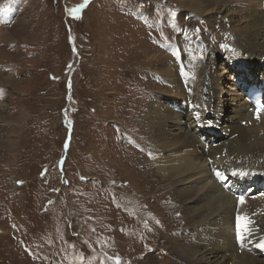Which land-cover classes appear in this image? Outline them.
Returning <instances> with one entry per match:
<instances>
[{"label":"rangeland","instance_id":"obj_1","mask_svg":"<svg viewBox=\"0 0 264 264\" xmlns=\"http://www.w3.org/2000/svg\"><path fill=\"white\" fill-rule=\"evenodd\" d=\"M259 7L264 13V4ZM186 11L171 0H0V264H186L169 246V239H184L175 234L165 238L155 214L147 212L138 220L140 206L128 201L124 224L114 214L118 206H89L101 204L100 193L107 190L99 189L101 182L117 178L120 162L111 156L113 150L136 171L146 164L156 169L145 153L147 139L135 140L140 126L127 108L130 99L134 103L141 95L137 87L147 86L149 93L160 89L140 77L130 87L118 72V64L136 46L159 45L170 53L182 42L186 53L174 58L176 65L181 58L207 63L222 84L217 101L223 100L222 119L229 127L224 120L215 124L214 114L210 125L193 124L191 133L207 131L219 137L212 146L219 144L223 156L264 166V152L246 151L233 130L244 121L237 115L243 96L251 102L249 89H255L264 68L242 62L237 50L231 53L226 21L211 24L224 12L202 17ZM208 38L222 39L213 53ZM123 95L127 105L119 103ZM187 119L192 120L181 117ZM244 124L264 132V115ZM93 180L99 182L94 186ZM236 184L240 192L252 187L248 193L253 196L264 191V181L244 188ZM118 189L111 188L108 196L116 197ZM154 192L157 196L162 190ZM256 220L264 225V206L256 210ZM133 223L136 228L126 230ZM177 225L172 228L180 230ZM249 240L253 253L264 257L261 242Z\"/></svg>","mask_w":264,"mask_h":264},{"label":"bare ground","instance_id":"obj_2","mask_svg":"<svg viewBox=\"0 0 264 264\" xmlns=\"http://www.w3.org/2000/svg\"><path fill=\"white\" fill-rule=\"evenodd\" d=\"M171 2L185 8L191 15L205 17L207 13L224 12L221 18L214 17L211 24L214 19L221 21L220 25L226 21L224 25L228 24V28L224 29V32H229L231 36L229 39L231 53L237 50L242 62L250 61L255 64L257 70L264 68V13L258 10V7L264 4V0H171ZM189 9H192V12ZM255 11L261 14L256 15ZM1 33L0 30V38ZM215 34L220 33L217 31ZM216 39L215 42L209 38L207 40L211 53L214 47L218 46L217 43H220L221 38ZM177 46L180 48L176 50ZM184 47V43L179 42L171 47L170 53H167L166 47L161 50L159 45L142 47L139 45L131 57L118 64V72L123 77L122 83L133 87L139 84L135 80L140 77L146 80L148 85L160 89L149 93L147 86L137 87L141 95H138L134 103L130 99L129 109L127 108L131 121L140 126L136 129L138 137L135 140L141 141V136L147 139L149 149L145 150V153L148 152L150 163L156 169L146 164L136 171L130 168V163L126 162L124 155L113 150L110 152L111 156L119 159L120 166L126 164L127 169L119 166L117 178L110 181L108 177L101 182L99 189H107L100 193L98 199L101 204L89 202L88 204L99 206L100 209L106 202L118 206L114 214L118 216L119 223L124 224H128L125 214L128 201L132 207L140 206L138 220H142L147 212L155 214L164 230L162 235L165 238L175 234L178 238L184 239V242L176 243L175 240L169 239L171 253L181 258V263L264 264V257L255 255L252 247L247 245L251 238L264 242V225H260L256 220V210L264 206V191L257 196H253V192L248 193L252 187L247 191L246 189L236 191V182L241 183L239 188H244L247 183L256 184L264 181V166H254L250 159L245 161L223 156L220 147H217L219 144H215V148L212 146V142L217 141L219 137L210 136L207 131L191 133L193 124L205 128L204 124H209L212 119L210 116L214 114L217 116L215 124L221 120H224L222 122L224 127H229V124L222 119L223 100L220 97L217 101L219 91H223L222 84L211 71V67L202 61L194 63L189 60L184 63L182 58L176 60L179 66L174 62V58L186 53ZM227 53L231 54L229 51ZM263 78L264 71H261L259 83L253 84L256 90L262 91L259 116L257 104L248 101L244 95L237 111V115L239 114L244 121L233 128V130L237 128L238 139L246 147V151L255 154L264 152V132L244 123L256 121L264 115ZM157 80L163 81V85ZM158 92L160 93L156 95ZM123 97L124 95L119 100L120 104H126ZM133 106L136 113H132ZM186 115L192 120L182 121L181 117ZM222 131H226V128ZM125 147L131 149L126 145ZM165 152L167 153L163 156ZM217 171L226 178L228 185L221 187V181L216 180ZM97 182L99 181L93 180L91 183L95 186ZM111 188L113 190L119 188L114 191L116 197L108 196ZM156 188L162 190V193L153 196ZM241 196L244 197L243 204L239 202ZM123 197L128 198L125 204L121 203ZM94 198L92 197V201H99ZM238 216H247L251 221L247 225L248 230L243 232V239L237 237ZM92 221L93 218L90 225L93 224ZM177 222V228L180 230L172 228ZM133 224L129 225L128 229L126 227V230L133 231L136 223ZM119 230L121 226H118L116 231ZM172 264L180 263L172 261Z\"/></svg>","mask_w":264,"mask_h":264},{"label":"snow or ice","instance_id":"obj_3","mask_svg":"<svg viewBox=\"0 0 264 264\" xmlns=\"http://www.w3.org/2000/svg\"><path fill=\"white\" fill-rule=\"evenodd\" d=\"M222 47H227V46L225 45V46H222ZM256 104H257V109H258L257 116H259V110L261 108V102H260L259 99H257ZM216 175L221 181H224L226 179L218 171L216 172ZM239 202L241 204L244 203V197L243 196L239 197ZM250 223H251V221L248 219L247 216H238L237 217V237H238V239H243L244 238L243 237V232L248 230L247 229V225L250 224ZM260 246L264 247V242H262Z\"/></svg>","mask_w":264,"mask_h":264},{"label":"water","instance_id":"obj_4","mask_svg":"<svg viewBox=\"0 0 264 264\" xmlns=\"http://www.w3.org/2000/svg\"><path fill=\"white\" fill-rule=\"evenodd\" d=\"M228 49H230V46L226 45Z\"/></svg>","mask_w":264,"mask_h":264}]
</instances>
